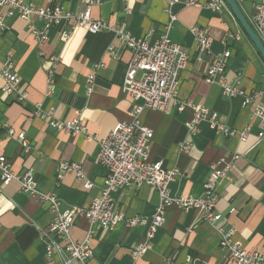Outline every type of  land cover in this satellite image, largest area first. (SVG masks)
<instances>
[{
    "label": "crops",
    "instance_id": "0c3cea01",
    "mask_svg": "<svg viewBox=\"0 0 264 264\" xmlns=\"http://www.w3.org/2000/svg\"><path fill=\"white\" fill-rule=\"evenodd\" d=\"M87 1L24 3L40 8L58 5L74 16L85 10ZM235 1L256 33L252 20L256 1ZM170 15L175 21L169 39L186 52L188 62L178 76L175 102L164 113L142 112L139 121L151 131L149 160L179 172L168 185L171 197H202L211 165L221 160L222 166L229 165L228 179L216 191V211L221 220L209 225L197 211L170 208L165 212L163 227L153 233L149 249L137 260L131 253L145 240L146 227L129 228L126 222L110 232L94 227L92 264H230L220 243L232 228L234 243L249 252L264 254V139H258L260 122L252 117V106H243L240 96L227 100L219 83L238 86L254 98V104L264 105V61L230 8L225 1L221 11L214 12L207 8L206 0H182L170 8L165 0H103L91 9L93 20L114 29L123 27L132 38L148 45L163 34ZM4 22L8 29L0 31V70L10 60L19 83L16 93L0 95V156L9 161L16 175L31 170L37 192L55 196L61 208H87L100 195L106 176V169L95 162L99 143L116 125L129 122L134 104H140H133L122 90L131 51L111 30L92 34L77 27L63 41L62 33L68 28L60 24L49 29L45 42L37 43L32 31L43 28L37 18L25 21L13 16ZM192 27L202 29L212 39L208 53L196 50ZM225 51L230 57L225 60L223 72L213 84L206 83L210 64ZM48 71H54L52 83ZM89 75H94V80L87 95ZM2 84L0 76V90ZM21 95L25 100L19 102ZM180 103L216 113L218 121L235 136L221 138L207 122H201L190 138L191 148L181 152L180 145L188 138L185 123L191 119V110L179 111ZM37 110L49 113L53 120H77L84 132L71 135L57 131L42 117L34 116ZM6 126L25 134L27 149L6 137ZM242 130H247L243 142L238 135ZM235 155L238 158L234 160ZM59 163L79 165L84 180L73 174L57 177ZM84 181L93 187L83 189ZM113 198L114 210L124 220L150 219L159 203L156 191L148 186L123 188ZM53 218L47 202L23 193L16 182L3 187L0 172V264H59L62 257L57 253L46 258L41 235ZM88 229V221L79 219L71 229V240L80 243Z\"/></svg>",
    "mask_w": 264,
    "mask_h": 264
},
{
    "label": "built area",
    "instance_id": "2783aa9c",
    "mask_svg": "<svg viewBox=\"0 0 264 264\" xmlns=\"http://www.w3.org/2000/svg\"><path fill=\"white\" fill-rule=\"evenodd\" d=\"M103 0H89L85 10L77 15H70L61 6L53 5L45 8L33 7L24 3V0H0V31H6V17L16 16L19 19L29 21L37 18L43 23L42 30H33L32 35L37 43H43L52 26H67L62 33V40L67 41L73 30L77 27L86 28L88 32L95 34L104 30L113 31L117 37L124 40L131 51V60L126 69L122 90L134 102L130 112L131 120L126 123H119L111 131L107 138L99 143V152L96 163L106 169V176L100 195L94 198L87 208H61V203L55 196L43 195L36 190V183L31 170L25 171L22 175H16L11 168L9 161L0 156V172L2 186L5 187L16 182L20 190L30 197L39 201L47 202L54 213V218L47 230L42 231V239L45 244L46 258H52L56 253L61 255L62 261L59 264H92V234L93 228L97 227L105 232H110L120 222H126L129 228L143 226L147 228L146 238L139 243L132 251L133 260L142 257L149 249L148 240L153 233L163 227L165 212L170 208H176L183 212L190 210L197 211L200 219L209 225L219 223L221 215L216 211L218 201L217 187L228 179L227 172L229 165L222 166L224 161L211 165L210 179L204 185V192L200 198L192 197H171L168 185L177 174L176 169H165L160 162L150 161V137L151 131L141 125L139 116L144 111L166 112L170 105L175 102L177 96L178 76L180 71L188 62V55L179 46L169 39V33L175 17L170 15V21L164 29L163 34L153 45L132 38L121 28L114 29L101 21L91 18L93 6L100 5ZM127 2L128 0H122ZM168 8L182 0H165ZM253 24L258 37L264 41V0H255ZM186 5H190L186 3ZM224 0H206V6L214 12H220ZM194 37L196 50L200 54L208 53L212 39L205 31L197 27L190 29ZM230 57V52L225 51L219 59L210 64L204 80L213 84L218 75L225 67V60ZM13 65L10 60L3 64L0 76L3 84L0 95H12L16 93L19 83L18 76L12 72ZM54 71H48L49 83H52ZM94 80V75L87 77V95ZM223 96L228 100L236 96L243 99L244 107H253L252 117L260 122L258 139H264V105L254 104V98L242 91L238 86L229 85L224 81L219 82ZM25 100V95L18 97V101ZM191 110V119L185 123L188 131V138L180 145V151L187 153L191 148L190 138L193 137L201 122H207L221 138H232L235 132L218 121L217 114L208 111L206 108L192 103H180L179 111ZM35 117H42L46 123L57 131L71 135L84 132L83 125L77 121L61 122L53 120L49 113L44 114L40 110L33 113ZM1 129V128H0ZM6 137L14 138L22 149H27V140L24 133H16L11 127H5ZM239 139L245 140L247 130L238 134ZM1 139V134H0ZM234 156L233 159H237ZM66 174H73L83 181V175L79 165L70 163H59L58 176L62 178ZM134 186L136 189L148 186L156 191L159 203L155 213L150 219L133 217L124 220L121 214L114 210V193L123 188ZM83 189L90 190L93 186L89 181H84ZM233 210L230 212L232 213ZM86 219L89 223L83 241L76 243L70 238L71 229L79 219ZM233 228L226 232L221 239V249L227 253V262L230 264H264V254L244 250L238 243H234ZM189 262L187 261V264ZM190 264V263H189Z\"/></svg>",
    "mask_w": 264,
    "mask_h": 264
},
{
    "label": "water",
    "instance_id": "95a60500",
    "mask_svg": "<svg viewBox=\"0 0 264 264\" xmlns=\"http://www.w3.org/2000/svg\"><path fill=\"white\" fill-rule=\"evenodd\" d=\"M226 5L232 11L235 19L241 26L242 30L248 36L254 47L256 48L257 52L260 54L262 60L264 61V44L255 33V31L251 28L245 17L243 16L239 6L237 5L235 0H224Z\"/></svg>",
    "mask_w": 264,
    "mask_h": 264
},
{
    "label": "trees",
    "instance_id": "16d2710c",
    "mask_svg": "<svg viewBox=\"0 0 264 264\" xmlns=\"http://www.w3.org/2000/svg\"><path fill=\"white\" fill-rule=\"evenodd\" d=\"M245 33V32H244ZM246 37L248 38V36L246 35Z\"/></svg>",
    "mask_w": 264,
    "mask_h": 264
}]
</instances>
